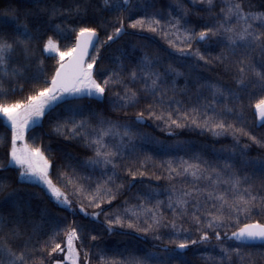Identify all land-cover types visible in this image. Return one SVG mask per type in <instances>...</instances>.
<instances>
[{
  "label": "snow or ice",
  "instance_id": "snow-or-ice-1",
  "mask_svg": "<svg viewBox=\"0 0 264 264\" xmlns=\"http://www.w3.org/2000/svg\"><path fill=\"white\" fill-rule=\"evenodd\" d=\"M34 3L37 7L24 11L22 21L19 10L11 7L4 10L9 18L0 19V120L10 128V139L5 135L0 140L3 151L0 193L11 197L16 192L11 177L2 175L11 169L18 172L17 179L42 186L58 205L69 210H72V200L67 190L71 187L80 212L93 220L103 215L108 231L113 226L126 224L137 232L155 234L157 240L161 239V228H170V235L185 234L179 242L168 241L174 248L162 249L163 258L155 253L120 259L99 254L96 264H149L150 261L188 264L183 259V251L176 249L208 244L212 239L217 242L219 252L203 257L205 264H217V260L218 264L264 261V253L246 250L249 241L264 242V223H244L230 235L220 231L239 225L241 216L249 219L254 214L264 215V131H257L264 129V0H261V10H256L252 0H191L190 4L188 0H175L166 15L155 9L152 0H72L63 7L55 4L49 7L47 3L41 6L42 0ZM194 11L195 20L192 19ZM57 17L64 20L71 17L70 25L54 24ZM143 32L162 35L171 49L195 57L204 66L218 68L223 76L229 77L232 86L220 81H205L200 85L210 91L213 100L223 98L226 101L223 106L219 110L211 103L180 107V101L168 97L169 90L175 93L174 81L172 89L163 84L165 76L183 73L172 64L161 73L154 67L159 58L147 52L138 61L121 52L112 66L100 68L101 49L121 36ZM101 33L104 39L100 38ZM73 36L70 45L62 47L59 43ZM210 42L220 48L215 55L195 47ZM48 57L55 60L50 74L45 71ZM126 60L131 67L125 64ZM33 68L35 71H31ZM27 84H31L27 94L18 95L17 86L24 93ZM137 84L140 87H135ZM114 88L122 89L112 93L118 110L137 106L142 98L145 100L135 114L136 122H143L147 116L168 127L194 125L214 136L230 135L234 141L233 154L239 152L241 164L252 174L241 175L230 162L221 168L200 161L199 157L193 158L196 162L181 159L178 164L174 160L162 161L160 167L167 176H156V179L170 181L166 204L158 199L152 202L153 190L138 191L137 203L126 199L123 209L104 211L102 206L111 207L126 187L129 190L135 187L137 177L145 176L150 162L155 166L151 156L118 164L117 158L132 147L133 139L140 134L133 132L129 124L105 119L99 114L85 117L83 107L76 103L85 97L103 98ZM257 93L259 99L253 104L251 101ZM245 95L249 101L247 107ZM173 103L177 105L175 108ZM61 106L70 113L64 119L52 115ZM252 109L254 119L249 123L247 113ZM78 116L81 119L77 120ZM45 117L55 121L51 132L56 136L68 141L80 139L93 149V156L84 161V166L105 170L94 187L91 176H82L67 164L58 170L54 182L51 170L56 167L55 161L45 155L40 145L28 144L25 140L29 129L42 126ZM109 138L115 142L110 143ZM253 146L262 150L260 155L249 156ZM108 166H111L110 172ZM177 178L183 181L182 187L176 186ZM86 208L95 210L88 212ZM164 208L171 216L166 215ZM19 215H23V208L19 209ZM185 223L189 227H184ZM192 228L199 234L197 239L188 238ZM0 232H3L0 264H93L97 255L91 251L90 243L85 244V236L90 242L98 239L91 222L82 224L65 218L44 232V224L22 228L19 218L9 220L0 216ZM37 233L46 239L34 240ZM228 240L236 241V246L226 245ZM59 255L63 258H58Z\"/></svg>",
  "mask_w": 264,
  "mask_h": 264
},
{
  "label": "trees",
  "instance_id": "trees-1",
  "mask_svg": "<svg viewBox=\"0 0 264 264\" xmlns=\"http://www.w3.org/2000/svg\"><path fill=\"white\" fill-rule=\"evenodd\" d=\"M72 0H42L43 3H47L49 7L55 4L57 7H63L71 4ZM140 2V0H137ZM155 5V9L159 10L162 14L169 11V5L175 3V0H152ZM219 2V0H218ZM191 3V0H188ZM253 5L256 10H261V0H252ZM15 8L20 12L21 21L23 20V12L28 9H35L37 5L34 1L25 0H0V19H8V14L4 11L7 8ZM151 11V9L149 10ZM135 18V17H134ZM47 20V17L44 18ZM192 19H196L195 11L193 12ZM29 20L35 23L34 18L30 17ZM71 17L64 20L60 17L54 19L53 23H64L70 25ZM11 27V26H10ZM199 30V29H197ZM109 31H111L109 29ZM129 32L134 30L129 29ZM52 34V33H49ZM104 39L103 33L100 36ZM74 41L73 38L60 40L61 46L70 45ZM135 45V47H133ZM195 47H200L205 54L211 53L215 55L220 51L219 46L210 42L203 45H195ZM95 53V49H92ZM121 52H125L130 55L134 61H138L145 52L151 54L154 57H158L157 63L154 67L161 73L167 68L168 64H172L178 70L183 73V75L175 76L169 74L164 77V87L172 89L173 81L175 93L173 91H168V97L173 101H180V107L191 108L194 106H203L206 104H213L217 110L223 106L226 102L223 98H218L213 100V97L209 90L200 88V85L205 83V81L213 82L220 81L222 84H227L232 86V82L229 77L223 76L221 70L214 68L213 66H204L203 62L197 63L195 57L189 55H181L175 50L171 49L168 43L163 39L160 34H153L148 32L140 33L139 35H124L121 36L114 43H111L109 47L101 49V60L99 61V66L101 69L112 66L115 57L119 56ZM128 64V61H125ZM55 67V60L48 57L45 59V71L50 74V72ZM35 71V68L31 69ZM43 79V77H42ZM31 87V84L25 86V92L20 93L17 86L18 95H26L27 89ZM135 87H140L139 84ZM115 91H122V89H112V91L106 93V95L101 98H87L78 101L83 109L84 116L90 117L92 114L102 115L105 119H111L113 121H119L120 123L129 124L132 127L133 132H137L140 135L135 136L132 141V147L125 149L122 156L117 158V163H127L136 158L143 159L145 156H151L152 160L155 161V166L150 162L147 165V172L143 177H137L135 182V187L129 190L127 187L123 190V194L114 201L111 207L103 205L104 211L111 212L117 207L123 209L125 207L124 201L128 199L129 203H137L135 199L137 192H144L148 190L154 191V196L152 202L155 200H162L167 203L168 195L170 192V181L167 179H156V176H167V172L164 168L160 167V162L174 160L177 164L183 160H188L190 162H196L193 160L194 157H199L200 161H208L213 166L223 167L226 162H230L234 165V168L239 169L241 175L247 173L251 175V170L246 169L240 162L239 152L233 154V144L234 141L230 135L214 136L212 132L207 129L198 128L194 125L187 126L184 128L168 127L162 122L154 121L150 118L145 117L143 122H136L135 114L144 106L145 100L142 98L139 105L134 107H129L126 109H117L114 104L115 97L112 95ZM260 94L257 93L256 97L251 101L253 104L256 99H259ZM150 100L151 97H148ZM168 101H165L167 106ZM249 101L247 95L244 97V104L247 107ZM177 105L172 104L175 108ZM203 110V108H202ZM254 109L248 111L247 116L249 123L252 122L254 117L252 116ZM61 113L63 115H61ZM126 113V115H125ZM211 114V113H209ZM52 115L58 116L60 119H64L70 115L63 106L57 108ZM77 120L81 117H76ZM231 120V117H229ZM55 123L50 117L43 118L42 126L29 129L26 133L25 140L28 144H37L45 150V155L50 156L56 163V167L53 168L52 178L55 182V178L58 170L63 164L70 165L77 169L78 174L82 176H91L93 181V187L95 186V181L97 179L103 178L102 168H87L84 166V161L93 156V149L87 147L85 143L80 140H65L62 136H56L51 132V128ZM123 131V129H121ZM257 131H264V129H257ZM5 135L10 139V128L0 120V140H2ZM147 136L148 139H145ZM109 142L113 143L115 140L109 138ZM244 141H241L243 144ZM262 150H258L253 146L249 151L250 157H256L261 154ZM3 157V151L0 150V158ZM175 166V165H174ZM142 171L144 169H141ZM108 171H111V166H108ZM155 173L153 175L152 173ZM121 176L124 175L123 172L119 173ZM3 176L11 177L12 188L16 189L13 196L9 197L6 193H0V216L8 218L9 220H14L19 218L21 220V227L30 226L31 224H44V232H47L49 228L54 227L56 221H64L67 218L68 221L75 220L78 223L89 224L96 228V232L93 234L98 235V239L95 242H90L85 236L86 246L91 244V251L96 255L93 260V264H96V259H98L99 254H103L109 258L115 257L116 259L127 258L130 255L144 256L146 253H155L158 257L163 258L162 249L174 248L173 244H169L170 239H174L177 242L182 240L185 234L181 233L179 236L170 235V228H161L159 235L160 240L155 239V234L143 232H137L134 228H128L125 224L124 226H113L111 231L107 230V225L104 223V217L101 215L97 220H93L92 217H85L83 213L80 212L79 204L75 197L72 195V188L69 187L67 194L72 200V210L65 207L58 206L45 192V190L34 183L23 182L17 179L18 172L14 170H8L2 173ZM258 175V174H257ZM191 179V178H189ZM143 181V183H140ZM121 181H117L120 183ZM259 183V180L256 181ZM177 187L183 186V181L177 178L175 181ZM155 193H159L156 195ZM23 208V215H19V209ZM95 209L86 208V211L91 212ZM167 216H171V212L166 208L163 209ZM43 216V220L41 217ZM260 222L264 223V215L254 214L249 219H245L244 216L240 217V224L230 227L228 229H220L223 233L227 231L230 235L231 231L235 230V227L242 226L244 223L250 222ZM46 222V223H45ZM63 227V225H61ZM184 227H189L185 223ZM7 231V229H5ZM3 235V232H0ZM198 233L195 229L190 230L189 239H197ZM33 239H46V236L42 233L34 234ZM62 239V237H61ZM79 243V242H78ZM217 242L212 239L208 244H198L189 245L188 249L176 251H183V259L188 262V264H205L203 257L209 255L215 256L219 252V248L216 247ZM225 244H231L233 247L236 246V242L228 240ZM248 251H254L258 253H264V244L258 245H248L246 249ZM153 264V262H149ZM211 264V262H208ZM218 264V260H217ZM258 264H264V261H258Z\"/></svg>",
  "mask_w": 264,
  "mask_h": 264
},
{
  "label": "rangeland",
  "instance_id": "rangeland-1",
  "mask_svg": "<svg viewBox=\"0 0 264 264\" xmlns=\"http://www.w3.org/2000/svg\"><path fill=\"white\" fill-rule=\"evenodd\" d=\"M25 1H34V0H25ZM98 99H101V98H98ZM40 186V185H39ZM42 187V186H41ZM45 190V192L47 193V191H46V189H44ZM48 194V193H47ZM49 195V197L55 202V200H54V198H52L51 196H50V194H48ZM56 203V202H55ZM57 204V203H56ZM58 205V204H57ZM58 206H61V207H64L63 205H58ZM58 258H60V259H62L63 258V256L62 255H59L58 256Z\"/></svg>",
  "mask_w": 264,
  "mask_h": 264
},
{
  "label": "water",
  "instance_id": "water-1",
  "mask_svg": "<svg viewBox=\"0 0 264 264\" xmlns=\"http://www.w3.org/2000/svg\"><path fill=\"white\" fill-rule=\"evenodd\" d=\"M236 242V241H234ZM237 243V242H236ZM258 244H264V242H261L259 240H256V241H249L248 242V245H258Z\"/></svg>",
  "mask_w": 264,
  "mask_h": 264
}]
</instances>
